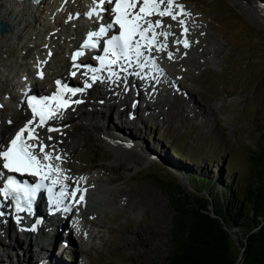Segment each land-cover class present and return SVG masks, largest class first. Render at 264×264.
<instances>
[{
    "label": "rangeland",
    "instance_id": "obj_1",
    "mask_svg": "<svg viewBox=\"0 0 264 264\" xmlns=\"http://www.w3.org/2000/svg\"><path fill=\"white\" fill-rule=\"evenodd\" d=\"M183 1L202 14L209 32L205 38L199 34L194 39L196 45L201 41V48L192 45L187 52L183 47L184 53L172 59L166 55L163 64L166 76L161 75L155 81L156 85L162 84L153 102L147 97L146 88L140 89V97L130 91L135 95L128 100H132V112H122L120 105L111 108L105 99V104H96L100 94L91 88L83 104L74 105L64 113L70 117L72 112L78 114L84 109L90 114L92 109L100 117L93 122L97 134L91 121L81 116L75 120L72 134L63 139L65 145L85 137L90 143L89 148L80 150L82 154H74L71 169L66 168L64 175L73 170L72 174H85L108 183L98 192L104 201L95 211L97 218L90 220L85 216L88 222L81 221L87 234L70 225V232L59 231V238L55 235L50 247L43 251L34 239L16 247L9 246L10 239L0 236V264H164L171 248L174 210L163 178L178 184L187 183L186 175H192L195 180L200 177L204 183L207 179L217 195L222 184L239 191L255 185L264 156V24L237 1ZM256 1L264 5V0ZM50 4L56 2L50 0ZM48 8L42 17L53 19L51 11L58 5ZM72 27L69 37L55 46L56 56L47 61L46 85L68 66L69 47L77 42L76 34L83 31L84 25L80 22L76 28ZM36 28L29 24L18 37L0 39V100L7 105L8 109L3 108L5 113L19 99L17 96L14 100L11 95L19 91L20 75L32 70L31 63L39 55V45L35 44H42L45 31L43 24ZM171 76L186 86L173 82ZM70 81L75 80L70 78ZM205 109L208 110L204 112ZM120 111L123 115L119 117ZM111 128L116 131L109 133L117 134L113 139L120 140L135 156L128 154L115 161V150L106 144L111 138L107 133ZM54 163L59 166L65 161ZM226 176L231 180L227 181ZM19 230L15 225V231L22 236ZM43 231L46 233L44 227ZM233 232L232 240L237 247L241 235L236 228ZM14 236L11 233V239ZM132 241L141 253H134ZM27 252L32 254L33 261H25Z\"/></svg>",
    "mask_w": 264,
    "mask_h": 264
},
{
    "label": "bare ground",
    "instance_id": "obj_2",
    "mask_svg": "<svg viewBox=\"0 0 264 264\" xmlns=\"http://www.w3.org/2000/svg\"><path fill=\"white\" fill-rule=\"evenodd\" d=\"M54 1L56 2V4L49 5L50 0H41L40 2H34V3H28L25 1L17 2L14 0H7V2L5 3L4 1L0 0V18L7 21L8 23V29L4 32H0L1 33L0 39L6 40L7 38L18 37V35L21 33V30H23L24 27L29 24H31L34 29L39 24L41 25L43 24L44 31H45L43 38L41 37L42 44L41 43L35 44L36 46L39 45L38 46L39 55H36L33 62L31 63L32 70L28 72L26 71V73H23L20 75L19 91L17 95L16 94L11 95V97L13 96L12 99L14 100L18 99L17 96H19V99L14 104V106H11L9 108V111L7 110L8 112L6 113L4 112L3 108L6 107L7 105L0 100V123H1L0 145H2L3 142L5 141V138L7 137L10 129H13L15 126L20 125L27 119H30V120L33 119L32 112L25 109L24 107L26 94H28V92H33V91L37 92L39 90L41 91L45 88L50 90L52 86H54L55 77L61 76V78H65L64 76L65 73H60V74L54 73L55 76H53V73H52L53 77L51 81H47L48 84L46 85L45 83L46 80L44 78L47 77V74L44 73L45 72L44 69L47 67V61L49 59H53L54 56H56L55 46L58 45L61 40H65L67 37H69L71 25L73 26L72 28H76V26H79V23L82 21V19H84L83 20V25H84L83 30H85L87 27H89L90 25L93 26L94 24L92 21L93 18L92 19L88 18L90 16L87 13L91 11L92 7L94 6L95 0H54ZM230 1L232 2L237 1L239 4L242 5V9L250 12L257 19L258 22H260L261 24H264V15H263L264 5H262L261 3L259 4V2H257L256 0H230ZM180 2L185 5L186 11L191 13L190 16L182 17L186 21V26L189 29L188 33L187 34L183 33V26L178 25L177 21H173L168 17H164L163 20H164L165 25H168V24L171 25V27L167 28L166 30L169 32L175 33V36L168 37L167 39L168 47L166 50L158 51V50L153 49L150 53L148 51H145V57L147 58L150 56L151 58H154L156 61V64L159 66L160 69H163V71H165L163 64H166V60H167L166 55L169 51L173 52L174 56L178 55V57L184 53L183 44L176 43L177 40L182 41L184 39H187L191 47L192 45L193 46L196 45V43L194 42V39H197L199 34L203 36L201 38H205L206 36L205 34L209 32L208 29L204 27L205 19L202 16V14L195 7L190 6V5L187 6L183 0H180ZM56 5H58V8L57 9L55 8V10L51 11V14H53V17H54L53 19L49 17L47 18L42 17L43 15L46 14L47 11L50 10L48 7L53 6L54 8ZM7 10L9 11L7 12ZM105 12L106 11H104V14ZM93 15H96V14H93ZM42 19H43V22H42ZM153 19H155V17H153ZM26 22L28 24H26ZM203 28H205V30H203ZM199 43H201V41ZM199 43L197 42L196 46L200 47ZM76 45H77L76 42H73L71 46L69 45L70 46L69 47V57H70V52L72 51V47ZM21 47L23 46L21 45ZM190 47L186 48L188 50L187 52L191 50ZM43 48H45L46 50H43ZM42 50L44 51L43 54H42ZM83 56L84 54L80 56V59H82ZM84 62L85 61H82V66L86 67V77L83 80L84 84H82L80 87H77V88L84 89V91L78 92L80 94L79 97H84V94L87 97V95L91 93V88H95L96 89L95 92L97 91L96 93L100 94V96L97 97L98 99L96 98L98 100V103L96 104H98L99 106L103 105L105 104V100H106V101H109L111 108L114 105H120L121 111L123 112L127 110V113L132 112L131 105H130L132 100L131 102L128 101L129 99H132V97H135V95H131L132 92L136 93L137 97H140V94H138L140 92V89L146 88V94L148 95L147 97L153 102V100L157 96L156 93L159 92V88H160L159 86L162 84L160 82L159 85H156L157 84L156 82H158V79L160 78L161 75L165 74L166 76V73L163 74V71L162 72L157 71L156 69L152 68L151 65H149L148 68H145L143 70L139 68L136 72L135 71L130 72V73L126 72V73H121V74L117 73L118 75H113L112 74L113 71L110 72L108 71L107 67H103V68L101 67L100 61H99V64L96 63L95 61H92L93 63L97 64L94 66L93 65L90 66L89 64L84 65ZM70 65H71V61L69 60L68 66ZM94 69L97 71H93ZM41 72L43 73V76L40 75ZM137 72H139L140 75H135V73ZM33 73H35L36 76H34ZM178 73L177 75H181L180 72ZM93 75L97 77L96 80L92 79ZM171 77L170 79L173 80V82H178L180 86L183 87L185 85V84L183 85L181 81L179 82L175 77H172V78ZM40 80H42L43 83H40ZM161 81H163V78H161ZM115 83L117 84L115 85ZM88 84H90L91 87H87L86 85ZM150 90H152V92H150ZM95 92L93 94H95ZM189 94L191 93L189 92ZM95 95L97 96V94ZM189 96L191 97V95ZM72 98H73V106L78 105V104L80 105L83 104V103H75V101H79L80 98H76V97H72ZM88 101L90 105V100ZM154 105L156 106L155 103L153 104V106ZM145 108L147 110L149 109V106L146 104ZM207 110L205 109L204 112H206ZM66 111H69V109L68 110L60 109L57 112V117H58L57 119H54L53 121L49 120L45 126L39 127L36 129V131L39 133V136L44 144L54 146L53 149H46V150L54 151V154L60 153V156L62 158L61 164L63 163V161H65V164L59 165V167L63 168L64 171L66 168L71 169V166L73 164L74 154H79V153L82 154L80 150H83V148L87 149L90 146L88 137L82 138V140L74 141L73 143L69 142L66 145L64 144L63 139L65 140L66 137L70 136L74 130L73 126H74L75 120L76 121L80 120L79 117L86 116L84 118L85 119L87 118V120L91 121L92 130L94 134H97L98 128H97V125H95V123L93 122L95 120L98 121L100 118L99 112L95 110L93 111L92 109H90L89 111L91 112L90 114L85 113V110L81 109L80 111H78V114H75L74 112H72V115H70V117H67L64 114L66 113ZM121 111H120L119 117L123 115ZM9 121H11V123H9ZM19 122L21 123L18 124ZM103 123H105L104 120H103ZM50 125H53L54 128L58 129V131L49 132L48 128ZM110 131H116V130L111 128L107 132L108 135L110 134L109 136L111 138L106 140L107 146H110L112 149L115 150V154H116L115 156L117 157L115 161L119 162L120 160L124 158L125 155H128V154H132V156H135V152L132 150L130 151L127 150L124 147L125 145L122 144L120 140L113 139L114 138L113 136H116L117 134L113 135L109 133ZM91 135H89L90 138H91ZM49 136L52 137L51 140L48 139ZM67 162H68V165H66ZM99 167L102 168L101 166ZM0 171H1V168H0ZM71 171L73 170L68 171V174H66L68 179L63 181L64 184L68 185L67 191L71 193L72 191H75L77 188L87 189V191L86 192L77 191L75 198L67 197L66 199L63 200V203L64 204L67 203V207H70L72 209V212H74V215L72 216L70 221H68V219L66 218L67 212L62 214L61 211H58L56 212L57 214H55V218L49 217L48 211L49 212L53 211V208L55 206L53 204L50 207L39 206L41 208L37 207L35 210L32 209L29 212L25 210L19 214L21 216L17 215L21 217V219L19 220L20 225L18 226L17 224V227L20 229L19 232L22 233V236H20L18 232L15 231V225L13 224V222L10 221V219H8L6 215L5 217L0 219V236H4L6 239L11 240L9 242V246L18 247L19 245H23L25 241H27L28 243V242H31L32 239H34L36 243L35 245L37 247L39 246L38 249H41L40 251L46 250L50 247L49 244L55 240L56 238L55 235H57L59 231L61 230L65 231L66 229H69L68 231L70 232V229H71L70 225L74 229H80L83 232V234L85 233L87 234V230H85L87 228H85L84 226L82 227L81 221L83 220L85 222H88V218H85V216L89 217L90 220H95V218H97L98 215L95 211H98V209H100L99 205H101L102 201H104V199L100 198V196L98 195V192H100L103 188H105L108 183L102 179L86 177L87 175L85 176V174L84 175L76 174V172L72 174ZM108 171H109V168H108ZM82 177L84 179H81ZM56 188L60 190L61 185L57 184ZM80 195L84 196V201L77 203ZM90 208L93 209V211ZM8 212H10L9 209H8ZM36 219H38L37 229H31L29 227V224H30L29 221H33V220L35 221ZM43 227L46 229V233L45 231H43ZM11 233L15 234V236L12 239H15V238H18V239L12 240ZM53 235L55 237L52 239ZM18 236L20 237V239ZM57 236L59 238V235ZM47 242L49 243L46 244ZM131 244H132V249H134L135 254L142 252L136 249L135 245L137 243L132 241ZM62 245L64 246L65 244L63 243ZM7 253L9 255V252ZM26 254L27 256L26 255L25 256L27 258H25V261L27 262L33 261L31 257L32 254L29 252H27ZM36 255H39V254L36 253Z\"/></svg>",
    "mask_w": 264,
    "mask_h": 264
},
{
    "label": "snow or ice",
    "instance_id": "obj_3",
    "mask_svg": "<svg viewBox=\"0 0 264 264\" xmlns=\"http://www.w3.org/2000/svg\"><path fill=\"white\" fill-rule=\"evenodd\" d=\"M105 3L114 5L111 9L115 14L114 21L106 26H100L98 32H89L84 47H98L99 41L95 38L104 36L111 28L118 26L119 34L111 36L106 42L107 47L103 50L104 55L96 57L100 61L101 67H107L108 71L111 72L112 65L124 61L129 66L135 62L141 70L151 65L152 68L162 72L163 69L159 68L154 58L145 57V51L149 53L153 49L164 51L168 47V37L175 36V33L166 30L171 25H165L164 17L177 21L178 25L183 26V33H188L189 29L182 17L190 16L191 13L186 11L185 5L180 0H95L94 6L87 14L89 16L99 15L100 12L107 11L103 7ZM176 43H182L185 48L190 47L187 39L177 40ZM83 54L82 51L76 52L73 60ZM167 55L169 59L174 58V53L171 51ZM93 71L97 70L94 69ZM112 74L117 75L115 72ZM40 75L43 76V73L41 72ZM135 75H140V73L137 72ZM92 79L96 80L97 77L93 75ZM56 83L59 85L61 82L58 80ZM86 86L91 87L90 84ZM82 91H84L82 88L63 86L52 96L39 99L34 95L31 96L27 103L31 108L33 119L29 120L16 133L9 145H0V167L9 172L27 173L39 177V183L28 184L26 182L21 183L15 176L10 175L3 187H0V193L5 199L11 197L15 200L17 212L31 211L33 198L40 189L47 190L53 205H59L68 196L75 198L77 191H87V189L79 188L71 193L67 191L68 185L64 184L63 181L67 180L68 177L64 175V169L54 163V161H60L61 156L54 154V151L46 150L53 149L54 146L44 144L36 131L37 128L45 126L49 120L57 119L56 113L69 105V101L63 97L64 92L75 95ZM79 102L75 101V103ZM48 130L58 131V129L51 127ZM48 139L51 140L52 137L49 136ZM3 175L4 173L0 171V176ZM48 181L50 183H47ZM57 184L61 185L58 193L54 192ZM82 201H84V196L80 195L77 203ZM64 210L70 211L71 208L65 207ZM20 219L21 217L17 216V220Z\"/></svg>",
    "mask_w": 264,
    "mask_h": 264
},
{
    "label": "trees",
    "instance_id": "obj_4",
    "mask_svg": "<svg viewBox=\"0 0 264 264\" xmlns=\"http://www.w3.org/2000/svg\"><path fill=\"white\" fill-rule=\"evenodd\" d=\"M260 171L254 186L239 191L222 184L220 195L207 179L204 183L186 175L187 183L178 184L163 178L174 210L164 264H264L263 155ZM233 228L241 235L237 247Z\"/></svg>",
    "mask_w": 264,
    "mask_h": 264
},
{
    "label": "water",
    "instance_id": "obj_5",
    "mask_svg": "<svg viewBox=\"0 0 264 264\" xmlns=\"http://www.w3.org/2000/svg\"><path fill=\"white\" fill-rule=\"evenodd\" d=\"M8 29L7 21L0 18V32H4Z\"/></svg>",
    "mask_w": 264,
    "mask_h": 264
}]
</instances>
